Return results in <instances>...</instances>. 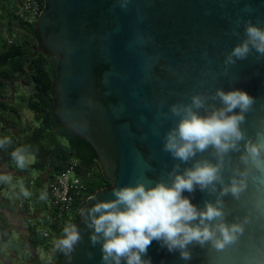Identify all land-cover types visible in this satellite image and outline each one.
Instances as JSON below:
<instances>
[{
    "label": "water",
    "instance_id": "95a60500",
    "mask_svg": "<svg viewBox=\"0 0 264 264\" xmlns=\"http://www.w3.org/2000/svg\"><path fill=\"white\" fill-rule=\"evenodd\" d=\"M43 1L35 31L57 60L55 115L94 151L111 184L82 209L113 199V188L138 178L169 182L176 165L182 173L197 161L219 163L223 183L184 195L200 209L220 199L223 222L242 226L237 239L223 249L193 242L187 261L153 241L148 256L152 264H264V151L256 161L241 159L248 145L264 141V56L253 49L245 59L226 62L245 39L247 22L264 28V0ZM218 89H241L254 100L240 124L237 148L222 160L212 147L187 162L173 158L163 147L180 119L171 107L190 105L199 95L205 104L194 110L205 115L222 107ZM233 177L244 188L221 195ZM75 224L83 238L63 264H101L100 245L90 243L80 215Z\"/></svg>",
    "mask_w": 264,
    "mask_h": 264
},
{
    "label": "clouds",
    "instance_id": "9594fccd",
    "mask_svg": "<svg viewBox=\"0 0 264 264\" xmlns=\"http://www.w3.org/2000/svg\"><path fill=\"white\" fill-rule=\"evenodd\" d=\"M253 49L264 56V28L247 22L245 39L233 48L226 62L235 63L233 57L245 59ZM215 97L219 98L222 107L214 108L205 115L194 110L204 107L205 100L199 95L192 97L190 105L171 107V112L180 119L166 134L164 151L175 159L187 162L197 152L209 147L215 149L221 160L225 154L237 148V142L243 138L240 124L254 100L241 89H218ZM11 143L10 137L0 138V148ZM262 151L264 141L250 144L247 146V156L241 159L247 162L251 157L256 161ZM30 155L29 148L23 145L11 153L19 168L27 165ZM177 168L179 165L168 174L169 182L157 181L152 184L138 178L134 185L113 188V199L97 200L91 207L80 210L79 215L90 230V243L100 245L101 264H152L148 249L153 241L169 253L179 252L180 258L187 261L191 259L188 245L193 242L201 246L211 242L215 248L223 249L237 239L236 234L243 231L242 226L223 222L222 207L218 206L222 205L220 199L215 204L206 203L200 209L184 195L185 192L195 191L197 186L201 191L210 186L214 190L215 182L223 183L220 164L197 161L182 173L177 172ZM9 179L0 176V181ZM244 186L243 180L233 177L231 184L223 187L221 195L229 192L238 195ZM24 194L28 195L27 192ZM91 199L95 200V197ZM213 220L220 222L212 225L210 222ZM217 232L222 239L217 238ZM82 238L78 225L70 222L63 227L62 236L55 241V246L68 254L75 250Z\"/></svg>",
    "mask_w": 264,
    "mask_h": 264
},
{
    "label": "trees",
    "instance_id": "16d2710c",
    "mask_svg": "<svg viewBox=\"0 0 264 264\" xmlns=\"http://www.w3.org/2000/svg\"><path fill=\"white\" fill-rule=\"evenodd\" d=\"M41 10L44 8V1L38 0ZM16 3L13 0H0V24L6 21L9 38L0 32V138L10 137L11 145L0 148V176L2 171L12 172L8 177L13 181H0V249L3 242L9 240V234L13 228L9 220V214H14L20 204V198L25 192L36 197L48 196V184L56 176L63 173L72 159L79 161L77 174L88 182V179L99 180L94 186L86 185V197L93 196L98 190L109 187L101 172L94 151L85 141L72 135L58 121L55 115V92L57 60L43 47L40 37L35 31V22L25 20L18 15ZM22 31L17 36L15 30ZM26 79V80H25ZM21 81L30 89L26 99L28 109L34 114L36 125L34 128L20 130L21 114L16 103V96L9 98L7 90L16 89V83ZM10 100V101H8ZM16 131L18 133H14ZM27 146L35 158L34 163H27L24 168L17 167L12 159V151L19 146ZM32 171L38 175L32 178ZM44 175H46L44 177ZM11 182L16 183L18 188L11 191ZM105 183V186L102 184ZM11 191L14 200L7 193ZM86 201L76 203L72 212L75 213V220L66 218L67 223H76L79 219V211L84 207ZM21 212L29 213L26 206ZM50 228L57 234V240L62 236V230L55 225ZM28 234L34 235L33 228H29ZM32 233V234H31ZM24 236V235H23ZM32 238V237H31ZM46 238V237H44ZM50 238V237H48ZM30 249L35 251L36 245L41 242V237L36 235V240H29ZM51 259L41 261L36 254L32 257V264H63L64 252H61L54 245ZM36 252V251H35Z\"/></svg>",
    "mask_w": 264,
    "mask_h": 264
},
{
    "label": "rangeland",
    "instance_id": "374dc122",
    "mask_svg": "<svg viewBox=\"0 0 264 264\" xmlns=\"http://www.w3.org/2000/svg\"><path fill=\"white\" fill-rule=\"evenodd\" d=\"M0 32L10 39V41H14V38H9V34L7 32L6 21H3L0 24ZM17 36L22 35V31L19 29L15 30ZM26 80V79H25ZM7 96L9 98H13L16 96V105L20 110L21 114V128L20 130H26L29 128H34L36 125L35 116L34 114L28 109L26 99L21 101L24 96L28 98L30 94V89L26 88L21 81L16 83V89L9 88L7 91ZM10 101V100H8ZM2 125L0 126V131H2ZM14 133H18L13 131ZM35 158L30 156L29 163H34ZM2 176L11 175L12 172L2 171ZM38 173L36 171H32L31 176L32 178H36ZM46 175H44L45 177ZM9 181H13L12 177H9ZM83 182L86 185L94 186L96 183L100 182L99 180L95 179H88V182L83 179ZM105 186V183H102ZM48 184H44V186ZM16 183L11 182V191L18 188ZM105 188V187H104ZM9 191L7 193L8 197L11 198L13 201L14 198L12 197V193ZM28 195H24V197L20 198V204L17 206L16 211L14 214H9L10 223L13 225L12 227L15 228L11 230L9 234V240L7 242H3L0 249V264H32V257L34 255H38L42 262H44L47 258H52L53 253V246L55 245V241L57 240L58 235L52 232L50 238H44V232L48 229L46 217L49 215V202L47 196L43 199L41 197H36L31 193L27 192ZM29 208V213L21 212V209L25 207ZM67 218L69 220H75L76 215L74 212L68 214ZM29 228H33L34 235L28 234L27 230ZM32 234V233H31ZM24 235V236H23ZM36 235L41 237V242L36 245L35 251L30 249V241L29 240H36ZM1 239V236H0Z\"/></svg>",
    "mask_w": 264,
    "mask_h": 264
},
{
    "label": "built area",
    "instance_id": "2783aa9c",
    "mask_svg": "<svg viewBox=\"0 0 264 264\" xmlns=\"http://www.w3.org/2000/svg\"><path fill=\"white\" fill-rule=\"evenodd\" d=\"M18 9V15L30 22H36L42 12L38 0H13ZM79 161L72 159L67 169L52 179L47 185L49 215L46 222L49 226L55 225L58 230L64 227L63 221L72 212L76 203L87 201L86 186L77 174ZM52 230L44 232L46 238L50 237Z\"/></svg>",
    "mask_w": 264,
    "mask_h": 264
}]
</instances>
